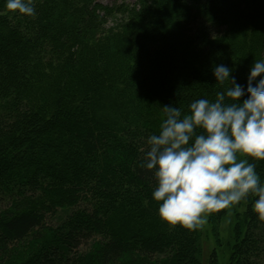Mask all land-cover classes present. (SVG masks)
<instances>
[{
    "label": "trees",
    "instance_id": "trees-1",
    "mask_svg": "<svg viewBox=\"0 0 264 264\" xmlns=\"http://www.w3.org/2000/svg\"><path fill=\"white\" fill-rule=\"evenodd\" d=\"M34 6L28 16L0 0V261L202 264V228L159 217L155 176L139 162L163 106L186 113L228 86L216 65L247 87L264 59V0ZM255 199L207 215L209 264H264ZM31 236L36 249L14 253Z\"/></svg>",
    "mask_w": 264,
    "mask_h": 264
},
{
    "label": "clouds",
    "instance_id": "clouds-1",
    "mask_svg": "<svg viewBox=\"0 0 264 264\" xmlns=\"http://www.w3.org/2000/svg\"><path fill=\"white\" fill-rule=\"evenodd\" d=\"M6 8L28 16L36 11L34 0H6ZM231 72L224 64L212 69L216 84L228 85L214 101L194 100L186 113L163 106L159 133L147 138L139 167L153 172L158 215L172 226L195 230L208 214L250 195L264 222V180L255 163L264 160V59L250 67L246 88Z\"/></svg>",
    "mask_w": 264,
    "mask_h": 264
},
{
    "label": "rangeland",
    "instance_id": "rangeland-1",
    "mask_svg": "<svg viewBox=\"0 0 264 264\" xmlns=\"http://www.w3.org/2000/svg\"><path fill=\"white\" fill-rule=\"evenodd\" d=\"M121 1L133 3L135 0H99V2L105 6L112 5L114 3H119ZM205 220H206V222L201 226L202 234H203V236H202L203 253H202L201 260H202V264H209V256L208 255H209L210 251L213 249L214 243L208 234H207V236H205V233L207 230V216H206ZM46 222H47V225H50V226H55L58 223L57 219L54 217L47 218ZM230 222H231L230 216H228V218L221 225V235L224 237L227 234V229L229 227ZM34 241H35V239L32 236L27 238L24 243H20L18 245V247L14 251V253H19L20 255H25L26 253H30V251H28V250H31V248L36 249L37 243H34ZM14 260L16 261L17 257H15ZM0 264H6V263L0 261ZM221 264H222V262H221Z\"/></svg>",
    "mask_w": 264,
    "mask_h": 264
}]
</instances>
